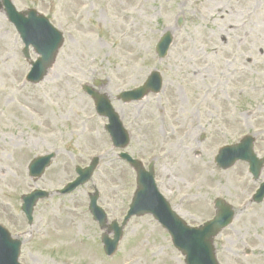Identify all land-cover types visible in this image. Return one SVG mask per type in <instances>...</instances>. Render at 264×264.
Segmentation results:
<instances>
[{
	"label": "rangeland",
	"instance_id": "obj_1",
	"mask_svg": "<svg viewBox=\"0 0 264 264\" xmlns=\"http://www.w3.org/2000/svg\"><path fill=\"white\" fill-rule=\"evenodd\" d=\"M11 1L18 11L35 9L63 35L42 81L26 82L23 44L0 9V225L21 241L19 262L184 264L151 215L129 219L115 253L103 252L107 230L92 219L88 195L97 190L107 223L120 224L136 183L82 90L98 80L94 88L129 132L123 151L144 167L152 163L156 185L179 217L202 224L217 197L233 207L232 223L213 239L218 264H264V199H251L264 167L253 181L244 162L226 170L213 162L219 148L248 134L264 157V0ZM165 32L172 43L160 59L155 45ZM152 70L162 79L159 93L129 103L117 98ZM48 153L54 157L44 173L30 178L29 162ZM96 156L91 179L59 195L74 168ZM34 189L49 196L36 203L29 226L20 197Z\"/></svg>",
	"mask_w": 264,
	"mask_h": 264
},
{
	"label": "water",
	"instance_id": "obj_2",
	"mask_svg": "<svg viewBox=\"0 0 264 264\" xmlns=\"http://www.w3.org/2000/svg\"><path fill=\"white\" fill-rule=\"evenodd\" d=\"M1 7L4 8L8 20L13 23L20 34L24 43L23 54L25 57L28 58L29 45H32L35 52L40 54L35 62H31L32 68L27 76V80L37 83L54 62L56 52L62 42L61 33L55 30L46 18L37 15L35 10L18 12L11 0H0ZM170 43L171 35L166 32L156 45V52L160 58L165 56ZM96 83L98 84V82ZM160 87V75L157 71H152L142 86L120 93L119 98L126 102L139 100L149 91L158 92ZM84 89L94 99L96 111L108 119L105 129L110 134L113 145L124 148L128 143V135L108 97L88 86H85ZM252 142L253 139L246 136L238 144L221 148L215 156L214 162L218 167L227 169L238 160L246 161L249 164V171L253 179H257L264 164V158H257L252 150ZM119 156L128 161L136 171L137 188L121 226H118L116 221L107 226V230L113 232V237L109 238L107 233L101 236L105 253L110 255L115 250L121 237L122 227L131 216L150 213L168 231L173 245L184 255L185 264H217L212 240L221 229L231 223L234 216L231 206L218 198L214 201L216 212L213 219L198 227H189L171 210L167 201L158 192L154 182L152 165H149L148 169L145 170L137 160L132 159L128 154L121 153ZM51 157L52 155H46L35 158L28 167L29 175L32 177L40 176L49 164ZM97 161L98 159L94 158L90 165L83 169L76 167L75 170L79 176L72 183H69L61 193L70 192L78 185L84 184L90 178ZM45 196L47 193L40 190L22 196L21 209L29 223L35 202ZM263 197L264 183L260 185L253 199L260 202ZM89 199V210L93 218L101 228L105 227L106 216L96 204L97 193L90 195ZM19 244V241L12 240L7 232L0 227V264H17Z\"/></svg>",
	"mask_w": 264,
	"mask_h": 264
},
{
	"label": "bare ground",
	"instance_id": "obj_3",
	"mask_svg": "<svg viewBox=\"0 0 264 264\" xmlns=\"http://www.w3.org/2000/svg\"><path fill=\"white\" fill-rule=\"evenodd\" d=\"M218 36L221 38V35H218ZM68 228H71V229H72V227H71L69 224L67 225V230H66L67 235H69L70 232L73 230V229H72V230L70 231V229H68ZM67 235H66V236H67Z\"/></svg>",
	"mask_w": 264,
	"mask_h": 264
}]
</instances>
